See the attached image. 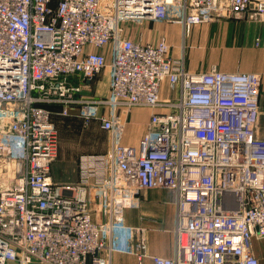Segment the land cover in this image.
<instances>
[{"label":"built area","instance_id":"obj_1","mask_svg":"<svg viewBox=\"0 0 264 264\" xmlns=\"http://www.w3.org/2000/svg\"><path fill=\"white\" fill-rule=\"evenodd\" d=\"M214 14L256 19L264 0H0V264H110L114 251L143 262L147 244L133 249L125 212L154 189L176 193L177 247L152 264H259L261 76L192 73L165 41L127 38V24L191 27ZM107 67L109 94L83 95ZM164 84L175 101L162 99ZM49 105L63 116L77 106L85 126L98 121L110 135L109 153L81 158L76 184L52 178L59 133ZM135 108L154 112L140 143L123 145Z\"/></svg>","mask_w":264,"mask_h":264},{"label":"crops","instance_id":"obj_2","mask_svg":"<svg viewBox=\"0 0 264 264\" xmlns=\"http://www.w3.org/2000/svg\"><path fill=\"white\" fill-rule=\"evenodd\" d=\"M127 38L157 45L165 41L170 46V57L182 62L184 68L192 73L207 72L213 68L223 73H257L262 78L260 88V109L255 124L256 138L264 141V15L250 19L247 15L223 17L214 14L209 23L185 27L178 22L146 21L141 25L127 24ZM97 51H104L98 49ZM110 69L105 68L100 76L85 88L83 95L92 98L106 97L109 94ZM76 85H83L78 76L73 79ZM94 91V94H93ZM100 96V97H99ZM179 91H171L168 84L162 88V99L175 101ZM54 121L59 129L58 160L68 165L72 176L63 180L52 178L59 184H76L79 180L80 160L87 155H105L110 150V135L101 129L98 121L86 128L80 127L79 108L73 106L64 121L59 114L62 107H51ZM152 108H135L123 117L124 126L121 138L123 145H138L147 131ZM69 139L68 146L65 144ZM69 148V151L67 150ZM177 196L172 190L154 189L144 191L137 201L138 206L125 212L128 226L134 229L135 249L144 237L148 247L147 257L138 261L135 253L114 251L111 257L100 252L101 258H110V264H152L155 256L173 258L176 254L177 237L176 212ZM184 241V237L182 238ZM252 253L264 264V239L252 240Z\"/></svg>","mask_w":264,"mask_h":264},{"label":"rangeland","instance_id":"obj_3","mask_svg":"<svg viewBox=\"0 0 264 264\" xmlns=\"http://www.w3.org/2000/svg\"><path fill=\"white\" fill-rule=\"evenodd\" d=\"M100 76V75H99ZM99 76H97L96 77V79L99 77ZM95 79V80H96ZM95 80H94V83H95ZM93 94H94V91H93ZM100 97V96H99ZM60 114V113H59ZM61 117L63 118L62 120L64 121V119L66 118L65 116H63V115H61ZM52 121H53V123L55 124V126H56V128H57V130H58V133H59V129H58V126H57V124L55 123V121H54V116L52 115ZM83 127V128H86L84 125H83V119L81 118V120H80V127ZM59 135H60V133H59ZM68 141H69V139L67 138L66 139V142H65V144L68 146ZM70 142V141H69ZM71 143V142H70ZM67 150L69 151V148H67ZM88 156H90V155H88ZM57 163H59L57 166H56V169H55V171L52 169V172L55 174V176H59L60 178H62L63 180H67V179H69L71 176H72V173H70V172H72V170L71 169H69L68 168V165H65L64 164V162L63 161H61V160H58V162ZM53 166H54V164H53ZM183 237H184V243L186 244V235H183ZM182 237V238H183Z\"/></svg>","mask_w":264,"mask_h":264},{"label":"trees","instance_id":"obj_4","mask_svg":"<svg viewBox=\"0 0 264 264\" xmlns=\"http://www.w3.org/2000/svg\"><path fill=\"white\" fill-rule=\"evenodd\" d=\"M51 107H55V105H53V106H51V105L47 106L48 109H51ZM57 107H60V106H57Z\"/></svg>","mask_w":264,"mask_h":264},{"label":"bare ground","instance_id":"obj_5","mask_svg":"<svg viewBox=\"0 0 264 264\" xmlns=\"http://www.w3.org/2000/svg\"><path fill=\"white\" fill-rule=\"evenodd\" d=\"M184 242V241H183Z\"/></svg>","mask_w":264,"mask_h":264}]
</instances>
